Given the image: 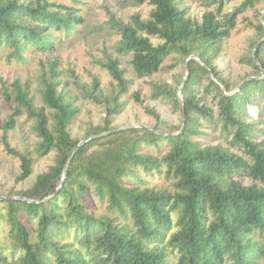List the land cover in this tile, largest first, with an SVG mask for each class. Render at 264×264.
I'll return each instance as SVG.
<instances>
[{"label": "trees", "instance_id": "16d2710c", "mask_svg": "<svg viewBox=\"0 0 264 264\" xmlns=\"http://www.w3.org/2000/svg\"><path fill=\"white\" fill-rule=\"evenodd\" d=\"M144 1L152 6L148 19L135 14L125 23L110 15L107 25L120 37L115 51L131 55L130 67L137 78L157 73L172 55L187 65L186 80L180 84L184 126L168 136L130 128L91 139L77 149L64 174L66 161L80 141L69 132L78 110L59 91L57 64L50 63L44 74V107L34 106L28 83L13 82L5 97L14 109L0 130L7 154L20 161L18 180L31 175L33 162L7 140L21 115L33 122L32 131L39 139L36 154L43 157L54 151L56 155L54 165L30 189L17 193V198H0V222L8 228L10 245L0 249V264H167V252L175 256V264H253L262 255L264 245L254 239H264V148L252 141V125L241 110L255 92L264 95V17L257 26L256 59L254 55L249 59L261 78L250 79L233 92L212 66L236 24L235 13L222 15L223 0H202L205 7L216 5V10L203 14L200 22L190 19L175 0H140ZM258 1L244 0L237 11ZM80 22L75 10L46 0H0V49L8 48L9 58L24 61L23 54L30 48L51 50L50 32L68 35ZM150 37L162 44L154 46ZM98 64L116 84L107 100L112 117L120 113L119 99L131 82L117 58L107 56ZM200 77L208 78L203 93L216 102L221 129L231 135L230 148L249 161L229 148L199 140L204 135L200 120L212 119L211 109L195 96ZM98 85L94 80L89 99L98 101ZM153 97L176 106L181 103L168 85L154 86ZM135 98L140 101L137 94ZM108 124L92 128L85 138L113 131ZM159 141L169 145L160 159L140 153L142 142L157 146ZM162 168L175 181L172 194L124 181L138 169L152 174ZM244 179L251 184H243ZM88 186L106 201L108 215L95 218L79 202L77 193H87ZM32 221L37 222L35 241L27 228ZM70 230L75 246L59 245Z\"/></svg>", "mask_w": 264, "mask_h": 264}, {"label": "rangeland", "instance_id": "374dc122", "mask_svg": "<svg viewBox=\"0 0 264 264\" xmlns=\"http://www.w3.org/2000/svg\"><path fill=\"white\" fill-rule=\"evenodd\" d=\"M37 0H20V3H34ZM180 8L185 9L187 16L197 22L201 21L203 14L214 12L216 5L205 7L202 0H175ZM48 4L62 6L75 10V16L81 22L75 26L68 35L55 34L51 50L40 52L28 49L24 54V61L9 58L8 48L0 49V124L3 125L11 116L14 104L7 101L5 93H10L13 82L28 83L30 97L36 108L44 107L42 101V82L44 74L48 73L49 64L55 62L59 78V91L63 92L73 107L78 110L76 118L69 128L73 139L82 141L85 134L92 128L104 127L109 121L111 130L133 126L135 129L146 128L160 135L168 136L177 133L184 126V105L181 96V83H184L188 74L185 63L176 59L175 55L166 58L161 69L147 77L137 78L131 67V55H119L115 46L120 37L109 29L107 21L110 15L127 23L131 16L138 14L142 19H148L152 6L148 1L140 0H46ZM244 0H223L222 15L235 13L236 24L230 35L221 44L218 58L212 66L219 77L225 79L233 92L250 79H260L261 72L253 68L249 59L254 55L255 43L258 40L257 26L264 17V0H259L252 8H241ZM51 10H63L51 8ZM221 15V16H222ZM221 18V17H219ZM154 46L162 44L157 38H149ZM107 56L120 61V67L125 71V78L131 82L127 93L119 99L123 107L119 114H108L107 100L116 84L98 62ZM212 78V77H210ZM94 80L99 82L97 92L98 101L89 99L88 91L94 87ZM208 84L207 77H200L195 87L196 98H202V103L211 109V120H200L199 131L204 135L198 137L203 145H220L229 148L234 153L249 161L242 152L229 146L231 135L222 131L218 116V109L212 96L205 95L203 88ZM168 85L181 102L176 106L173 101L163 97L154 98V86ZM138 95L139 102L135 95ZM242 117L252 125V141L261 143L264 148V95L255 92L252 99L241 110ZM33 122L25 115L16 119V125L7 133L9 146L18 153L32 159L31 175L24 181H19L20 161L7 154L3 144V131L0 130V198H17L16 194L32 187L37 177L48 172L54 165V151L39 157L36 146L39 139L32 131ZM169 150L165 141H159L157 146L145 142L140 144V153L161 158ZM126 184L138 186L141 189L165 190L175 192L172 178L165 174L153 172L148 174L138 169L136 175H129ZM243 184L250 185L247 179ZM79 202L85 206L86 212L95 218L108 215L106 201H101L93 192V187L88 186L87 193H77ZM2 213L6 211L2 207ZM175 220V216H174ZM32 241L37 234V222L32 221L27 225ZM7 226L0 222V249L9 248L7 239ZM74 232L70 230L68 236L59 240V245L75 246ZM256 242L264 245V239L255 238ZM167 264H175V256L167 252ZM253 264H264V251L262 255L253 260Z\"/></svg>", "mask_w": 264, "mask_h": 264}, {"label": "water", "instance_id": "95a60500", "mask_svg": "<svg viewBox=\"0 0 264 264\" xmlns=\"http://www.w3.org/2000/svg\"><path fill=\"white\" fill-rule=\"evenodd\" d=\"M254 58L256 59V56L254 55ZM216 81V80H215ZM217 82V81H216ZM218 85H220L219 82H217ZM220 87L223 89L222 85H220ZM130 128H134L133 126H128V127H125V128H121V129H116V130H113L111 132H107V133H102V134H99V135H96V136H91V137H88V138H85L84 140L80 141L77 146L74 148V150L71 152V154L69 155L67 161H66V164H65V167H64V174L66 173L67 169H68V166L70 164V161L74 155V153L77 151V149L83 145L84 143L88 142L89 140L91 139H94V138H100V137H103V136H107V135H111V134H114V133H117L121 130H126V129H130ZM31 203H34V201H31Z\"/></svg>", "mask_w": 264, "mask_h": 264}]
</instances>
